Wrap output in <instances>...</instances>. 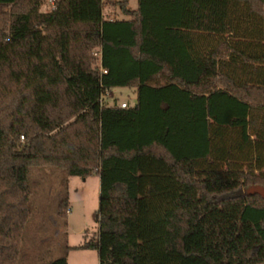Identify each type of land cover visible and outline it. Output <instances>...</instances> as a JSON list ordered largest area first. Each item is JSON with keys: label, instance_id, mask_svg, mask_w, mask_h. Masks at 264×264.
<instances>
[{"label": "trees", "instance_id": "obj_1", "mask_svg": "<svg viewBox=\"0 0 264 264\" xmlns=\"http://www.w3.org/2000/svg\"><path fill=\"white\" fill-rule=\"evenodd\" d=\"M50 1L0 0V264L21 252L32 167L97 172L98 232L67 251L264 264V195L248 192L264 191V0L124 1L121 20ZM116 88L128 108L103 104Z\"/></svg>", "mask_w": 264, "mask_h": 264}, {"label": "rangeland", "instance_id": "obj_2", "mask_svg": "<svg viewBox=\"0 0 264 264\" xmlns=\"http://www.w3.org/2000/svg\"><path fill=\"white\" fill-rule=\"evenodd\" d=\"M136 9L137 0H101L102 19H126L121 3ZM46 2L41 11L51 9ZM95 55V53H94ZM133 93L127 88L108 91L102 98L107 106L132 104ZM29 219L26 223L21 252L16 264H45L66 255L68 264H99L97 253L91 250H68L91 240L98 232L99 178L97 172L86 179L68 177L55 168L32 167L28 171ZM258 191L251 188L248 192ZM67 193L69 208L58 211V204ZM240 194L245 193L240 190Z\"/></svg>", "mask_w": 264, "mask_h": 264}, {"label": "built area", "instance_id": "obj_3", "mask_svg": "<svg viewBox=\"0 0 264 264\" xmlns=\"http://www.w3.org/2000/svg\"><path fill=\"white\" fill-rule=\"evenodd\" d=\"M50 3H51V5H52V4H53V0H51ZM104 73H105V71H104ZM119 108H120V109H126V108H128V104H127V103H121V104L119 105Z\"/></svg>", "mask_w": 264, "mask_h": 264}, {"label": "crops", "instance_id": "obj_4", "mask_svg": "<svg viewBox=\"0 0 264 264\" xmlns=\"http://www.w3.org/2000/svg\"><path fill=\"white\" fill-rule=\"evenodd\" d=\"M136 9H137V7H136ZM136 9H134V10H136ZM131 10V9H130ZM114 89H112V90H110V92H112ZM132 93H133V96H134V99H135V91L133 90V89H129ZM67 264H68V262H67Z\"/></svg>", "mask_w": 264, "mask_h": 264}]
</instances>
